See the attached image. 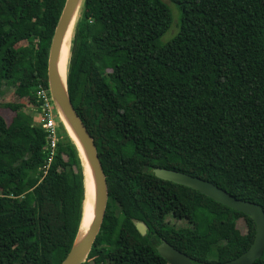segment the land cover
I'll return each instance as SVG.
<instances>
[{
	"label": "trees",
	"instance_id": "1",
	"mask_svg": "<svg viewBox=\"0 0 264 264\" xmlns=\"http://www.w3.org/2000/svg\"><path fill=\"white\" fill-rule=\"evenodd\" d=\"M168 1L178 28L166 44L159 39L173 20L162 0H83L76 20L68 96L108 191L83 264H168L160 240L194 264L248 250L249 216L156 178L154 168L206 180L264 211V0ZM64 2L0 0V88L14 87V101L0 104V264H61L81 222L78 151L58 120L51 157L47 132L25 111H41L36 91L48 90ZM167 216L190 227L173 229Z\"/></svg>",
	"mask_w": 264,
	"mask_h": 264
},
{
	"label": "water",
	"instance_id": "2",
	"mask_svg": "<svg viewBox=\"0 0 264 264\" xmlns=\"http://www.w3.org/2000/svg\"><path fill=\"white\" fill-rule=\"evenodd\" d=\"M82 5L83 0H65L51 40L47 60L48 91L52 100L54 111L69 136V139L78 151L83 166L85 181V200L79 229L68 254L61 264H83L86 261L93 243L100 231L108 200L106 179L97 155L95 143L74 110L68 96V59L64 84L62 83L57 70V62L63 38L71 26L72 31L69 42L70 50L73 30ZM84 161L89 167V172L92 177L93 193L89 194L87 199L89 204L93 207V219L89 223L86 233L82 235L86 209V171ZM152 172L154 176L160 180L178 184L199 192L200 194L227 208L249 216L253 220L255 224V235L248 250L230 261L211 264H254L256 260H259L262 257L264 252V211L257 204L237 199L212 183L198 177L189 176L164 168H154ZM133 223L137 232L141 236H145L147 232L146 225L137 221H133ZM156 251L161 258L168 262V264H194L187 255L178 251L164 240H160V243L156 246Z\"/></svg>",
	"mask_w": 264,
	"mask_h": 264
},
{
	"label": "rangeland",
	"instance_id": "3",
	"mask_svg": "<svg viewBox=\"0 0 264 264\" xmlns=\"http://www.w3.org/2000/svg\"><path fill=\"white\" fill-rule=\"evenodd\" d=\"M165 3L168 4L171 13H172V25L171 28L159 39L160 44H166L168 43L177 33L178 28V10L176 6L172 3H170L168 0H162ZM14 87L7 85L4 83L2 87L0 88V104H4L7 102L14 101ZM26 112H32L33 113V119L34 122H40V115L39 112H36L34 108H32L30 105H28V108L25 109ZM165 223L167 226L173 228V229H181V228H189L190 224L186 220H175L171 216H167L165 218ZM210 260L216 261L217 260V253L215 247H213L211 254L208 256Z\"/></svg>",
	"mask_w": 264,
	"mask_h": 264
},
{
	"label": "bare ground",
	"instance_id": "4",
	"mask_svg": "<svg viewBox=\"0 0 264 264\" xmlns=\"http://www.w3.org/2000/svg\"><path fill=\"white\" fill-rule=\"evenodd\" d=\"M71 26L68 30V32L65 34L60 50V54L58 57V62H57V70L58 74L60 76V79L62 83L64 84L65 82V76H66V64H67V59L69 55V42H70V37H71ZM72 60V59H71ZM70 131V129H69ZM71 133V131H70ZM72 134V133H71ZM73 136V135H72ZM85 165V179H86V202H85V220L83 223V230H82V235L86 233L88 230V225L93 219V207L92 205L89 204V201L87 199V196L89 197V194L93 193V187H92V177L89 172V167L86 165V162L84 161Z\"/></svg>",
	"mask_w": 264,
	"mask_h": 264
},
{
	"label": "built area",
	"instance_id": "5",
	"mask_svg": "<svg viewBox=\"0 0 264 264\" xmlns=\"http://www.w3.org/2000/svg\"><path fill=\"white\" fill-rule=\"evenodd\" d=\"M37 100L39 102L40 108V124L41 127L47 132V147L51 151L50 156L53 155V150L55 149L57 139L56 133V123L58 119L56 118L54 107L52 104L51 97L48 90L39 89L36 91Z\"/></svg>",
	"mask_w": 264,
	"mask_h": 264
}]
</instances>
